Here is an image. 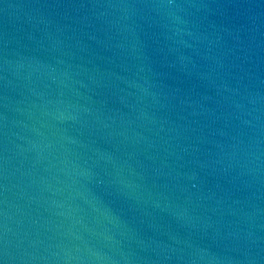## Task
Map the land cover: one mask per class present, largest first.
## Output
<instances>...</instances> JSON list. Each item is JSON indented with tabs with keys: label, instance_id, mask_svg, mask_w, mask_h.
Listing matches in <instances>:
<instances>
[{
	"label": "water",
	"instance_id": "1",
	"mask_svg": "<svg viewBox=\"0 0 264 264\" xmlns=\"http://www.w3.org/2000/svg\"><path fill=\"white\" fill-rule=\"evenodd\" d=\"M0 264H264V0H0Z\"/></svg>",
	"mask_w": 264,
	"mask_h": 264
}]
</instances>
